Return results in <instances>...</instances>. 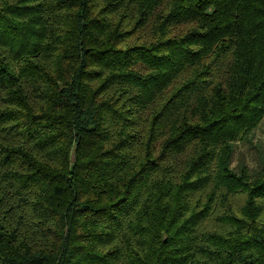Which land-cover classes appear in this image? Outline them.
<instances>
[{"label":"trees","instance_id":"16d2710c","mask_svg":"<svg viewBox=\"0 0 264 264\" xmlns=\"http://www.w3.org/2000/svg\"><path fill=\"white\" fill-rule=\"evenodd\" d=\"M264 0H0V264H264Z\"/></svg>","mask_w":264,"mask_h":264},{"label":"rangeland","instance_id":"374dc122","mask_svg":"<svg viewBox=\"0 0 264 264\" xmlns=\"http://www.w3.org/2000/svg\"><path fill=\"white\" fill-rule=\"evenodd\" d=\"M233 148L230 165L235 170L244 165L250 170L258 169L264 162V120L255 129L250 139L237 142Z\"/></svg>","mask_w":264,"mask_h":264}]
</instances>
